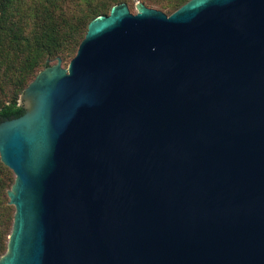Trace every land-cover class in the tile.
<instances>
[{
  "label": "water",
  "instance_id": "95a60500",
  "mask_svg": "<svg viewBox=\"0 0 264 264\" xmlns=\"http://www.w3.org/2000/svg\"><path fill=\"white\" fill-rule=\"evenodd\" d=\"M114 4L0 122V264H264V0Z\"/></svg>",
  "mask_w": 264,
  "mask_h": 264
},
{
  "label": "trees",
  "instance_id": "16d2710c",
  "mask_svg": "<svg viewBox=\"0 0 264 264\" xmlns=\"http://www.w3.org/2000/svg\"><path fill=\"white\" fill-rule=\"evenodd\" d=\"M125 1L0 0V122L23 114L25 109L18 99L36 74L59 57L70 60L88 23ZM186 1L167 0L160 3V10L170 14ZM1 168L7 167L0 160ZM9 187L0 181V195L5 202L9 201ZM4 206L8 208L6 203ZM12 222L13 216L11 227ZM9 228L0 233V256L7 248Z\"/></svg>",
  "mask_w": 264,
  "mask_h": 264
},
{
  "label": "rangeland",
  "instance_id": "374dc122",
  "mask_svg": "<svg viewBox=\"0 0 264 264\" xmlns=\"http://www.w3.org/2000/svg\"><path fill=\"white\" fill-rule=\"evenodd\" d=\"M137 1H142L146 6L148 7H153L156 9H160V3L162 2H166L167 0H127L125 1L130 9L131 12H135V4ZM167 13H169L168 11H165ZM69 62V59H65L62 61V66H66ZM51 64H54L55 61H51ZM43 69V68H42ZM20 97V96H19ZM19 103H20V99H18ZM6 166V165H5ZM7 167V166H6ZM14 173L13 171L7 167L6 169L1 168L0 169V181L2 183H4V185H12L11 182L13 183L14 181ZM10 189V187H9ZM5 200L2 199L1 195H0V233L2 231H4L6 228H11V221H12V216L14 213V206L10 205L6 200V205H8V208L4 206ZM9 228V230H10Z\"/></svg>",
  "mask_w": 264,
  "mask_h": 264
}]
</instances>
